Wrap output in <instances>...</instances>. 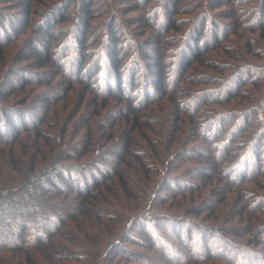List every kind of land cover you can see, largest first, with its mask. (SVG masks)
Instances as JSON below:
<instances>
[{
	"label": "trees",
	"instance_id": "trees-1",
	"mask_svg": "<svg viewBox=\"0 0 264 264\" xmlns=\"http://www.w3.org/2000/svg\"><path fill=\"white\" fill-rule=\"evenodd\" d=\"M1 130L0 264H264V0H0Z\"/></svg>",
	"mask_w": 264,
	"mask_h": 264
},
{
	"label": "rangeland",
	"instance_id": "rangeland-1",
	"mask_svg": "<svg viewBox=\"0 0 264 264\" xmlns=\"http://www.w3.org/2000/svg\"><path fill=\"white\" fill-rule=\"evenodd\" d=\"M0 132H3L2 130L0 131ZM220 250V248H217V247H215V248H212V251H219ZM195 251V250H194ZM195 253L197 254V251H195ZM236 255L237 257H238V255H237V252H233L232 253V255Z\"/></svg>",
	"mask_w": 264,
	"mask_h": 264
}]
</instances>
